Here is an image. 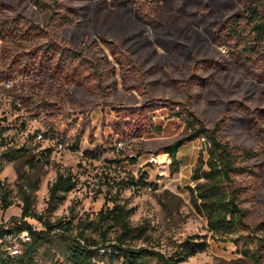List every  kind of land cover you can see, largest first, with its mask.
<instances>
[{"label": "rangeland", "instance_id": "374dc122", "mask_svg": "<svg viewBox=\"0 0 264 264\" xmlns=\"http://www.w3.org/2000/svg\"><path fill=\"white\" fill-rule=\"evenodd\" d=\"M34 1L0 0V10L5 9L0 14V227L21 219V187H26L32 190V209L43 220H72L71 232L57 228L38 247V264H73L67 234L79 237L80 231L86 237L82 243L94 250L95 264H122L112 252L114 244L149 246L177 257L191 239L204 241L205 248L176 264H264V145L255 121L264 108V80L227 55L229 43L214 41L210 23L242 10L250 0H61L75 8L62 26H50ZM20 21L43 30L45 41L56 45L55 55L64 57L87 35L116 62L111 46L103 43L108 39L146 71L149 95L123 86L119 65L118 89L102 98L60 76L13 64L14 59L5 63L2 54L14 45ZM194 57L208 63L195 71L196 77ZM33 93L50 107L33 104ZM148 100L151 108L135 109ZM240 102L250 107L251 116L237 108ZM182 104L210 126L219 122L231 143L262 152L256 160L259 176H236L247 224L232 234L209 229L189 189L196 183L192 174L201 151L207 154L204 138L179 148L176 171L163 149L185 135V123L173 114ZM117 107L123 109L117 112ZM12 148L20 154L9 158ZM59 170L70 172L76 185L50 207L49 187ZM5 197L12 201L7 207ZM116 203L131 209L133 231L124 241L123 228L100 214ZM27 220L42 226L40 219Z\"/></svg>", "mask_w": 264, "mask_h": 264}, {"label": "trees", "instance_id": "16d2710c", "mask_svg": "<svg viewBox=\"0 0 264 264\" xmlns=\"http://www.w3.org/2000/svg\"><path fill=\"white\" fill-rule=\"evenodd\" d=\"M34 3L45 12L50 26H62L69 22L70 14L75 10V8H67L61 0H35ZM1 4L3 5V3ZM205 8L207 9L208 6ZM1 11H5V9H1L0 14ZM210 23L215 36L214 41L217 44L229 43L227 55L230 58H235L242 65H248L246 68L249 70L247 71L264 80V1L250 0L242 10L230 14L225 19L213 20ZM26 24L24 21L21 22L22 28H19L15 36L11 38L18 49H14L15 46L10 45L5 50L6 54H2V57H5L3 58L5 63H8L9 59H14L13 64L23 63L37 74L60 76L66 83L80 86L87 92L102 98H107L118 89L119 80L115 65H119L123 78L122 85L129 89H135L143 95H149L146 71L135 63L128 51L120 49L108 39L103 40V43L111 46L116 62L111 61L106 52L96 49L99 42L91 41L87 35L82 39L79 48H71L73 52L69 50V56L64 57L61 54L55 55L56 45L45 41L46 34L43 30L37 29V26L32 24ZM90 52L95 53V56L92 57ZM11 56L13 57L10 58ZM15 56L17 57L14 58ZM204 61L202 58H193L192 67L195 77L197 76L195 71L208 64ZM34 94L32 97L29 96L33 104L37 102V105L43 106L44 110L50 107V102L38 100ZM150 102L151 100H148L135 109L151 108ZM236 102L233 100L231 103ZM238 105L240 106L237 108L242 112L249 115L252 113L248 105L241 102ZM181 107L182 110H174L173 114L185 123V135L165 145L163 149L171 156V167L176 171L179 169L177 156L179 148L187 141L204 138L207 154L205 156L201 151L198 164L192 174L196 183L194 186H189V189L197 207L207 216L209 229L220 235L232 234L247 224V208L241 204L242 186L237 183L236 176H259L260 165L256 160L260 158L262 152L255 147L231 143L222 135L220 131L222 127L219 122L210 126L187 104H182ZM115 109L119 112L123 107ZM255 121L259 126V141L264 145V108L259 110V116L255 118ZM19 154L20 149L18 148H12L6 152L9 158ZM75 185L76 181L70 172L59 170L49 187L50 207H57L65 198V193ZM21 192L24 200L21 219L8 227H0V236L6 232L27 229L31 234V240L23 244L19 254H11L0 243V264H38L34 260V254L38 247L52 238L53 233H57L53 232L55 229L63 228V231H72V220L66 222L43 220V215L32 209V190L21 187ZM5 201L6 207L12 203L11 199L7 197H5ZM130 211V208L120 203H116L105 211H100L102 220L111 219L123 228L125 235L121 238L122 241L125 240L126 235L133 231V227L128 221ZM28 216L42 220V227L35 228L27 220ZM262 228L264 230V224ZM67 235L70 238L67 244V256L70 262L73 264H95L94 250L89 245L82 243L83 239H86L84 232L80 231L79 237L72 233ZM114 246L115 250L112 252L121 260L122 264H176L203 250L206 244L204 241L186 240L183 243V251L177 257L144 245L132 246L118 243ZM258 257L255 255L256 260ZM255 264L262 263L257 261Z\"/></svg>", "mask_w": 264, "mask_h": 264}, {"label": "built area", "instance_id": "2783aa9c", "mask_svg": "<svg viewBox=\"0 0 264 264\" xmlns=\"http://www.w3.org/2000/svg\"><path fill=\"white\" fill-rule=\"evenodd\" d=\"M42 136V134H40ZM35 228H41L39 226H35L32 222H30ZM8 227V226H2ZM31 240V234L27 229L14 231V232H6L2 236H0V243H2L5 248L11 254H19L22 250V246L24 243L29 242Z\"/></svg>", "mask_w": 264, "mask_h": 264}]
</instances>
